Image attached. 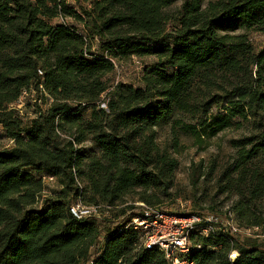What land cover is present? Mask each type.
<instances>
[{
  "label": "trees",
  "instance_id": "1",
  "mask_svg": "<svg viewBox=\"0 0 264 264\" xmlns=\"http://www.w3.org/2000/svg\"><path fill=\"white\" fill-rule=\"evenodd\" d=\"M178 1L95 0L80 13L66 0H0V124L14 141L0 149V264H168L139 248L144 232L130 224L144 214L127 202L160 208L150 192H167L178 168L156 143L169 123L198 145L254 124L240 166L257 157L262 169L231 211L264 234V211L252 208L264 201V50L248 37L264 30V0H184L168 12ZM132 57L155 59L143 87L112 85L118 62ZM32 91L49 103H27L25 125L13 105ZM88 135L97 152L80 148ZM48 177L61 189L36 209ZM80 201L110 214L79 220L70 207ZM192 239L196 264H264V241Z\"/></svg>",
  "mask_w": 264,
  "mask_h": 264
},
{
  "label": "rangeland",
  "instance_id": "2",
  "mask_svg": "<svg viewBox=\"0 0 264 264\" xmlns=\"http://www.w3.org/2000/svg\"><path fill=\"white\" fill-rule=\"evenodd\" d=\"M93 1L95 0H66L68 5L73 6L80 13L84 7L91 8ZM184 2V0L178 1L167 11L170 13L178 11ZM69 23L76 24L71 19ZM169 28H172V24L169 25ZM226 31L222 32L229 33ZM238 33L245 32L240 30ZM248 37L256 53L264 50V30L249 31ZM154 61L155 59L150 57L142 59L132 57L128 61L118 62L111 84L116 85L123 82L132 84L136 88L143 87V74L147 68L153 66ZM37 101L40 104L49 103L46 96L32 91L13 105L16 109L23 111L25 125H28L34 114L32 111L26 115L22 109L27 106V103L35 104ZM104 101L107 103L106 95H103L101 104L106 108ZM179 116L182 117V115ZM183 120L189 124L194 123H191L192 120L187 118ZM173 126L175 124L169 123L156 129V143L160 150L178 161V168L173 174L168 191L164 190L163 192L157 189L155 192H150V194H154V199L158 202L157 205H160L162 210L177 214L183 212L181 205L189 209V213H192L194 209L205 210L209 213L212 208L216 211L210 213H217L221 216L229 209H236L242 199L245 200L250 196V184L254 179L255 172L262 169L261 160L257 157L247 162L246 165L240 166V152L251 149L250 145H244L246 140L257 134L254 124L251 122L240 128L224 131L217 137L206 139L202 145L196 144L193 137L182 131V124L176 125V132H173ZM68 138L69 135L63 136V139L68 140ZM86 138V142L80 148L97 152L92 138L89 135ZM13 146L14 141L7 137L4 127L0 124V149ZM44 184L45 191L39 196L36 209H43L61 189L55 181L45 180ZM81 184L83 187L85 186V183L81 182ZM137 203H141L138 198L129 199L127 202L129 205L138 206ZM252 208L253 213H256L257 216L261 215L264 211V201L257 200L252 204ZM109 214L110 212L105 210L102 218L105 219ZM259 241L263 242L264 239Z\"/></svg>",
  "mask_w": 264,
  "mask_h": 264
},
{
  "label": "built area",
  "instance_id": "3",
  "mask_svg": "<svg viewBox=\"0 0 264 264\" xmlns=\"http://www.w3.org/2000/svg\"><path fill=\"white\" fill-rule=\"evenodd\" d=\"M45 180L55 181L48 177ZM141 207L144 218H135L130 226L142 230L144 235L139 248L145 250L158 249L167 260L168 264H196L191 259V251L201 249V244L196 243L192 236L209 238L210 235L232 232L235 236L249 239H264L261 228H247L237 223L235 214L231 209L223 216L217 213L203 215L191 214L190 210L181 205L182 213H171L159 207L147 206L137 203ZM104 207L97 205H84L81 201L70 207V213L79 220L90 218L101 219ZM239 254L232 251L230 259L237 260Z\"/></svg>",
  "mask_w": 264,
  "mask_h": 264
}]
</instances>
